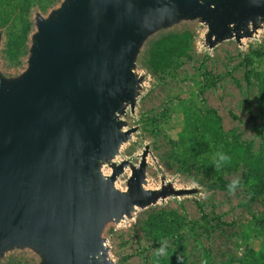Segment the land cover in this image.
I'll return each instance as SVG.
<instances>
[{
    "label": "water",
    "instance_id": "95a60500",
    "mask_svg": "<svg viewBox=\"0 0 264 264\" xmlns=\"http://www.w3.org/2000/svg\"><path fill=\"white\" fill-rule=\"evenodd\" d=\"M184 21L206 26L210 49L240 43L264 25V0H61L36 15L24 70L0 72V260L29 250L38 264H112L108 224L196 193L147 189L146 151L137 167L112 162L136 131L122 118L140 95L142 49Z\"/></svg>",
    "mask_w": 264,
    "mask_h": 264
},
{
    "label": "rangeland",
    "instance_id": "374dc122",
    "mask_svg": "<svg viewBox=\"0 0 264 264\" xmlns=\"http://www.w3.org/2000/svg\"><path fill=\"white\" fill-rule=\"evenodd\" d=\"M61 0H13L0 4V72L13 77L21 73L28 56L29 38L34 32L36 15H46ZM25 5V22L30 31L17 59H9L6 44L10 34L24 27L20 6ZM188 33L187 55L177 59L163 73L154 75L149 67L148 51L162 36ZM207 28L196 21L180 22L152 35L137 60L136 71L143 78L134 111L129 109L122 120L136 131L112 161H127L138 166L144 151L147 189L157 190L171 185L175 190L196 193L167 197L144 209L136 208L119 224L110 223L103 232L112 264H201L206 253L210 264L243 262L248 248L258 250L264 235V196L254 195L244 187L234 191L211 187L221 146L208 138L200 100L221 122V138L225 142H245L258 154L259 141L255 126L264 136V97L259 81L264 75V25L251 38L237 43L224 41L214 48L206 46ZM180 109L189 123L187 133H195L185 147L179 143L183 124ZM183 119V118H182ZM254 119V120H252ZM204 141L212 151L202 153ZM104 175L110 167L104 166ZM249 167L238 161L223 172L231 184L242 182ZM131 175L127 168L117 179L116 187L125 189ZM204 215V219H202ZM218 223L223 225L216 226ZM235 224L225 226L224 224ZM247 224L255 239L237 228ZM163 251H160V250ZM38 257L29 250L8 251L0 264H38Z\"/></svg>",
    "mask_w": 264,
    "mask_h": 264
},
{
    "label": "trees",
    "instance_id": "16d2710c",
    "mask_svg": "<svg viewBox=\"0 0 264 264\" xmlns=\"http://www.w3.org/2000/svg\"><path fill=\"white\" fill-rule=\"evenodd\" d=\"M13 0H0L1 3L10 2ZM27 7L25 5L20 6V13L23 16V21L25 22L24 15L27 13ZM3 23L0 20V23ZM1 23V24H2ZM30 31L29 23L25 22L24 27L21 31L16 34H10L7 44H6V54L9 59H17L19 54L22 52L25 42L27 40L28 33ZM190 35L188 33L182 34H171L162 36L156 40L148 51L149 56V67L154 75L163 73L168 70L173 62L177 59L183 58L187 55L189 48ZM259 81V91L264 97V75L258 79ZM201 107L200 111L203 115L205 128L207 130L208 138L215 141L216 144L221 146V155L217 159L216 168L213 174V182L211 187L215 190H229V183L224 180L223 172L233 168L238 161L246 163L249 167L248 175L242 176V182L239 183L238 187H244L251 191L254 195L264 196V136L263 134L254 126L253 130L255 136L258 138V154L256 157L252 154V147L249 143L245 142H225L221 138L222 128L221 122L218 116L205 108L203 100H200ZM180 121L183 124V128L180 132V145L185 147L189 142H193L195 138V133L188 132L187 127L189 123L184 115L183 109H180ZM183 118V119H182ZM254 120V119H252ZM212 151L208 142L204 141V145L201 149L202 153ZM221 156L227 157L226 160H222ZM237 187V188H238ZM202 215V219H204ZM223 225V223H218L216 226ZM225 226H233L235 224H224ZM239 230L244 233L249 243H252L255 239L250 227L247 224H237ZM261 240L259 244L260 248L255 250L254 248H248V256L243 262L237 264H264V235L257 236ZM201 264H210L206 253L203 254Z\"/></svg>",
    "mask_w": 264,
    "mask_h": 264
},
{
    "label": "clouds",
    "instance_id": "9594fccd",
    "mask_svg": "<svg viewBox=\"0 0 264 264\" xmlns=\"http://www.w3.org/2000/svg\"><path fill=\"white\" fill-rule=\"evenodd\" d=\"M222 160H226L227 157L225 156H221ZM239 185V181L238 180H234L230 185H229V190L230 191H234ZM160 251H163L162 249Z\"/></svg>",
    "mask_w": 264,
    "mask_h": 264
}]
</instances>
